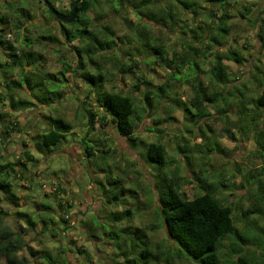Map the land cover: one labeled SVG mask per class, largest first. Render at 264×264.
Masks as SVG:
<instances>
[{"label":"trees","instance_id":"16d2710c","mask_svg":"<svg viewBox=\"0 0 264 264\" xmlns=\"http://www.w3.org/2000/svg\"><path fill=\"white\" fill-rule=\"evenodd\" d=\"M73 1L70 0V5ZM50 2L57 8L54 1ZM103 2L118 14L121 13L122 6L131 8L138 22L134 24L129 17L123 18H127L132 36L129 37L127 32L116 36L117 31L108 23L95 26L89 12L100 7L99 0H81L77 4L74 19L70 23H60L62 36L69 44L74 41L77 44L72 47L76 57L75 65L70 68V65L64 63L59 74L63 76L65 71L70 69L78 73L77 76L87 86L85 98H94L92 103L81 102L86 126L80 138L76 139L81 148V155L84 159L105 158V163H108L114 140L108 136L106 130L112 124L116 134L129 140L130 145L139 143L146 146V159L154 164L151 167L155 171L154 185L159 194L162 227L166 236L178 245L175 252L177 257L191 260L195 264H264V227L258 225V221L264 223V92L258 90L264 85V67L255 63L253 53H249L250 59H246L244 51L237 44L231 43L238 22L251 24L254 28L261 23L258 36L264 49V16L255 15L253 12L255 0H103ZM3 6L4 12L0 14V47L8 58L0 62L7 88L0 99L2 105H8L6 106L8 110H2L3 107L0 109V143L7 142L12 125L18 124L13 112L26 109H30L28 112H31L33 107H38L44 110L41 114L46 125L44 129L35 131L30 138L32 141L30 144L36 145L39 151H50L74 136L71 122L62 115L54 114L52 110L54 103L62 98V93L58 90L61 85L56 82L58 80L61 83L62 78L49 72H44L43 77L39 73L36 77L32 74L30 67L37 58L28 49L31 42L21 33V27L27 20H32L34 15L25 7L22 0H3ZM44 6L50 17L54 18L45 4ZM58 10L63 13L70 11ZM188 14L193 19V24L187 23ZM13 15H17L18 18L10 21ZM104 16L106 15H101L100 19ZM50 28L47 25L45 34H40L39 38L56 42L57 38L50 34ZM162 28H166L179 39V49H171L154 34V29ZM9 30H14L16 39H20L18 46L5 39L4 34ZM115 38L123 45L122 47ZM245 44L248 45V42L245 41ZM141 54L148 59L143 61ZM106 60L112 62V69L104 66ZM225 60L232 61L238 66H243L245 60H252L254 72L251 73V77H244L241 83H238V75L230 70V65ZM144 62L146 65L153 63L167 68L169 73L166 79L158 84H153L140 75L136 76L132 90L138 91L140 85L145 86L141 95L142 105L136 104L135 97L130 93L105 88L110 77L117 76L119 72H130L132 66L137 67L139 63ZM27 66L30 67L26 69ZM15 67H20L19 78L8 80L7 71ZM183 82L189 86L191 93L189 97L182 98L174 92L178 84ZM24 84L28 85L30 96L22 97L9 91L17 87L22 88ZM161 103L166 104L163 109L164 115L152 119L155 125H160L161 121L173 120L171 112L175 109L182 111L188 123L197 124L210 115L209 107L225 114L223 116L225 121L229 108L233 107L236 110L235 125L242 132L252 129L256 145L252 153L260 159V164L253 172L247 173L246 183L255 187V203L241 212L240 220L244 226L242 230L235 225L232 207L216 197L219 186L223 185L221 177L216 183L197 178L200 183L198 191L189 197L181 189L180 171L170 170L167 165L164 145L160 141L145 144L135 134V128L143 117L154 116L157 105ZM47 108H50V111L46 110ZM148 130L151 131L153 128L148 127ZM92 132L94 136L89 137ZM105 143L106 149L96 148ZM210 144L211 150L219 148L217 144H214L215 148H212V142ZM23 145L26 149L20 150L15 161L3 160L0 156V259L3 260V264H26L19 251L27 248L30 256L38 257L46 264H70L67 252L74 253L75 241H71L74 248L63 245L58 235L61 236V232L65 233L74 227L72 225L74 220L69 215L72 205L66 200L57 199V209L49 203L40 204L39 211L20 209L13 181L24 177L28 170V162L32 164L36 162L27 140L23 141ZM207 148L206 146L205 149ZM176 149L178 153L187 151L186 145L176 144ZM201 151L204 152L202 148ZM46 156L45 154L44 157ZM106 167L104 172L99 170L103 178L96 181L97 187L104 189L105 202L118 206L124 202L122 197L124 182L119 179L116 172H113L115 167L110 165ZM96 169L98 170V167ZM167 171H170L171 175ZM160 179L165 182L168 180L166 190H162ZM4 202L10 206L9 210L3 209ZM11 215L16 221L22 220L24 228H12V225L6 222V217ZM130 215V210L124 208L122 211L114 212L111 218L117 222L123 217L131 218ZM92 222L94 224L92 229H104L105 236L118 250L117 254L124 256L128 264H163L141 228L132 229L129 225L120 227L116 223L108 227L95 218ZM38 223L40 230L36 231ZM254 228L255 234L251 233ZM29 231L48 234L52 238L57 237L58 246L54 252L50 249L33 250L27 247L25 236ZM227 237L230 238L228 245L225 246L227 251H223V240ZM127 242L128 248L124 249ZM248 245L255 246L251 255L243 253L244 247ZM166 250L171 251L172 246H166ZM76 252L81 258V264H90V259L86 258L88 263L83 260L85 254H88L84 247H76Z\"/></svg>","mask_w":264,"mask_h":264},{"label":"rangeland","instance_id":"374dc122","mask_svg":"<svg viewBox=\"0 0 264 264\" xmlns=\"http://www.w3.org/2000/svg\"><path fill=\"white\" fill-rule=\"evenodd\" d=\"M22 1L25 7L34 15V18L25 22L21 27V33L29 38L31 44L28 49L37 58V61L31 67L27 66L26 69L30 67L35 77L38 76V73L43 77L44 72H49L54 73L56 77L62 78L61 83L56 80L61 85L58 87V90L62 93V98L54 103L52 110L54 114L62 115L71 122L74 136L52 148L50 151H39L36 145L30 144V138L34 135L35 131L45 128V120L41 114L44 113V110L33 107L31 112H28L30 109L13 112L18 124L12 125L9 131L10 134L7 136V142L5 144L0 143V156L3 160L15 161L20 150L26 149L23 141L27 140L36 160L34 164L27 163L28 170L24 173L22 179H14L13 181L15 182L14 193L19 197L20 209L26 211L35 209L39 211L41 209L39 208L40 204L42 203H49L53 208L57 209V199L66 200L72 205L69 215L74 220L72 221L74 227L68 229L65 233L61 232V236L58 235L63 245L73 246L71 241H75V248L73 246L74 253L67 252L70 264H81V258H79L76 252V247L78 246L84 247L88 252L83 258L85 263H88L86 260L88 258L91 260L90 264H128L125 262L124 256L117 254L118 250L114 248L113 242L107 239L104 229H92L94 227L93 218L102 224L105 223L108 227L116 223L120 227L129 225L132 229L135 227L141 228L147 234L151 247L160 260L163 261V264H195L191 260L175 255L178 245L166 236L162 227L159 194L154 185L155 171L151 167L154 164L146 159L145 145L139 143L137 145H130L129 140L116 134L111 124L106 130L108 136L114 140L111 152H109L111 157L108 159V163H105V158L99 159L97 157L94 159L87 157L84 159L81 155L79 142L76 141V139L80 138L86 127L84 126L85 119L83 118V106L81 102L92 103L94 98H85L87 86L77 76L78 73H74L70 69L69 71H65L63 76L59 74V71L63 70L64 63L70 65V68L75 65L76 57L72 47L77 42L74 41L70 44L67 42L61 34L60 23L50 17L40 0ZM49 1H54L57 8L68 9L69 0ZM254 5L253 12L255 15L261 14L264 16V13H261V11H264V0H255ZM99 6V8L97 7L95 10L89 12L95 26L108 23L117 31L116 36L126 32L129 37L133 35L131 29L128 28L127 18H123L129 17L134 24L138 22V18L131 11V8L122 6L120 9L121 13L118 14L106 6L103 0H99ZM4 9L3 0H0V14L4 12ZM101 15H106L104 16L106 18L100 19ZM17 18V15H13L9 20L13 21ZM186 21L189 24H193L190 14L186 15ZM260 24L254 28L251 24L238 22L235 28L236 34L231 43L237 44L244 51L246 59H250L249 53H253L255 63L261 64L264 67V49L258 36ZM47 25L51 27L49 30L50 34L57 38L56 42L39 38L40 34H45V27ZM24 31L27 32L25 33ZM153 32L161 39L162 43H167L171 49H179V39L174 34L168 32L166 28H162V30L154 29ZM4 35L7 41L12 42L15 46L19 45L20 39H16L14 30H9ZM115 40L121 47L123 46L117 38ZM245 41L248 42V45L245 44ZM131 42L133 43L132 40ZM7 58L5 51L0 47V62ZM122 59H124V56ZM142 59L144 61L148 58L142 55ZM225 62L230 65V70L235 71L238 75V83H241L244 77H251V73L254 72L255 67L252 64V60H245L243 66H238L232 61L225 60ZM104 66L112 69V62L106 60ZM19 72L20 67L9 68L7 71L9 77L7 79H18ZM168 73L167 68L153 63H149L148 65L145 62L139 63L137 67L132 66L130 72H119L117 76L110 77L105 88L108 89L110 87L113 90L130 93L135 97L136 104L142 105L141 95L145 86L140 85L138 91L132 90V83L135 81L136 76L140 75L150 80L153 84H158L166 79ZM2 75L3 72L0 69V97L7 89ZM27 86V84H24L22 88L17 87L13 91H9L22 97L30 96L31 92ZM258 90L264 92V85ZM174 92L182 96V98L191 95L188 84L184 82L178 84ZM165 105V103L158 104L154 116H144L136 126L135 134L145 144L160 141L164 145L167 165L170 167V170L177 169L180 171L181 189L189 197L194 196L198 191L200 183L197 178L216 183L219 177H221L223 185L219 186L216 197L232 207L235 225L239 230H242L244 226L240 220L241 212L255 203V187L246 183L247 173L253 172L254 168L260 164V159L252 153L256 146L253 141L254 134L252 129L242 132L235 125L234 114L236 110L233 107L229 108L225 121L223 120L225 114L219 113L209 107L210 115L204 117L197 124L188 123L182 111L175 109L171 112L173 120L161 121L160 125H155L152 119L164 115L163 109ZM6 106L8 105H2V100L0 99V109L3 107L2 110L7 111L8 108ZM46 110L50 111V108ZM95 127L97 128L98 125ZM148 127L153 128V130H148ZM94 132L89 137L94 136ZM100 134L102 135V132ZM28 139L30 140L28 141ZM211 142L213 144L212 148L216 147L214 144H217L219 148L211 150ZM176 144L186 145L187 151L178 153ZM109 145L107 144V146ZM205 145L210 150L208 148V150L205 149ZM96 148L106 149V143L98 145ZM201 148L204 152L201 151ZM96 153L98 154L99 151ZM45 154L47 155L46 157H44ZM92 161L95 163H92ZM108 165L115 167L113 172H116L120 177L119 179H122L124 182V191L122 193L124 202L118 206L109 204L107 201L105 202L106 194L104 189H99L96 183L97 180L103 178L99 170L104 172ZM96 167H98V170ZM167 172L171 175L170 171ZM123 182L121 181L122 185ZM160 183L162 190H166L168 180L165 182L160 179ZM128 189L136 191V193L134 194ZM128 195H132V197ZM125 198L128 199L125 200ZM2 207L9 210L8 207L10 206H8L7 202H4ZM124 208L130 210L131 218L127 219L123 217L119 221L114 222L111 218L113 213L122 211ZM6 222L11 224L14 229H19L18 227L24 228L25 226L22 220L16 221L13 215L6 217ZM258 225L259 227H264L262 221H258ZM39 230L40 223L36 226V231ZM251 233L255 234V228L251 230ZM92 234L95 236H92ZM25 239L27 247L33 250L50 249L54 252L55 247L58 246L57 237L52 238L48 234L42 235L35 231H29ZM229 240V237L223 240V251H227L225 246L228 245ZM170 245L172 246V250H166V246ZM123 248H128V242ZM254 248V245L245 246L243 253L251 255ZM27 250V248H24L19 251V255L25 258L26 264H46L40 258L30 256ZM165 258H167V261H165ZM0 264H3L2 259H0Z\"/></svg>","mask_w":264,"mask_h":264},{"label":"water","instance_id":"95a60500","mask_svg":"<svg viewBox=\"0 0 264 264\" xmlns=\"http://www.w3.org/2000/svg\"><path fill=\"white\" fill-rule=\"evenodd\" d=\"M41 1H43L45 3L46 7L54 15V18L56 20L63 21L66 23H70L75 17L77 4L81 0H74L73 1L72 6H71V11L68 14L63 13V12L59 11L58 9H56L49 0H41Z\"/></svg>","mask_w":264,"mask_h":264},{"label":"flooded vegetation","instance_id":"af4514ba","mask_svg":"<svg viewBox=\"0 0 264 264\" xmlns=\"http://www.w3.org/2000/svg\"><path fill=\"white\" fill-rule=\"evenodd\" d=\"M41 2H43V1H41ZM43 3H44V2H43ZM72 3H73V2H72ZM72 3H71V5H70V0H69V3H68V9H70V11H71ZM44 4H45V3H44ZM57 9H62V8H57ZM70 11L67 12L66 14L70 13ZM64 13H65V12H64ZM58 23H61V22L58 21Z\"/></svg>","mask_w":264,"mask_h":264},{"label":"clouds","instance_id":"9594fccd","mask_svg":"<svg viewBox=\"0 0 264 264\" xmlns=\"http://www.w3.org/2000/svg\"><path fill=\"white\" fill-rule=\"evenodd\" d=\"M41 1V0H40ZM57 9V8H56ZM55 19V18H54ZM56 20V19H55ZM57 21H59V20H57ZM59 22H62L63 23V21H59Z\"/></svg>","mask_w":264,"mask_h":264}]
</instances>
